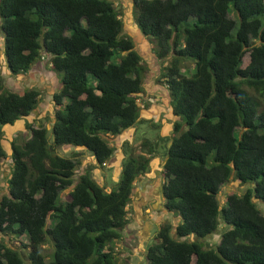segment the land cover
I'll return each instance as SVG.
<instances>
[{
    "label": "trees",
    "instance_id": "obj_1",
    "mask_svg": "<svg viewBox=\"0 0 264 264\" xmlns=\"http://www.w3.org/2000/svg\"><path fill=\"white\" fill-rule=\"evenodd\" d=\"M131 1L137 30L154 42L156 58L168 57L157 81L176 116L157 138L164 141L159 194L177 219L157 224L146 264H264V0ZM0 33L12 79L43 61L59 84L46 126L25 119L39 89L0 80V160L10 159L0 191V264H119L106 244L121 237L133 183L157 139L134 148L122 142L109 189L91 167L113 153L102 134L140 121L147 62L122 31L114 0H0ZM18 118L28 135L12 137L7 154L1 126ZM60 145L76 149L58 153ZM80 148L94 163L75 174ZM230 179L247 184L219 203ZM213 233L214 243L204 240ZM23 234L26 242L15 245L3 237Z\"/></svg>",
    "mask_w": 264,
    "mask_h": 264
},
{
    "label": "rangeland",
    "instance_id": "obj_2",
    "mask_svg": "<svg viewBox=\"0 0 264 264\" xmlns=\"http://www.w3.org/2000/svg\"><path fill=\"white\" fill-rule=\"evenodd\" d=\"M131 3V0H114V4L117 7L119 16L122 20V31L125 34L131 36L135 47L137 48L138 52H140L143 60L147 62L148 66L143 76L144 92L139 93L136 99L137 104L142 110L144 109L150 111L153 109V113H148V115L144 119H141L139 118V112L137 118L140 119V121L135 122V133L132 135V137H130L131 139L129 143L130 147L134 148V146H136V143L141 138L145 137L149 139H157L158 148L156 151L157 154L152 157L156 162H153L152 165L149 164V167L147 169L149 173L148 176H143V173H141L138 174L135 178V181L133 183L134 188L132 189L131 196L126 204V216L128 222L120 230L121 237L107 242L106 245L109 246L110 251L114 254L117 260L116 262L119 264H146V260L144 257V248L147 244H150L154 241V234L157 224L168 221L171 222L172 225H174L177 219V216L173 215L172 212H169L165 208H163L161 197L159 194L160 182L162 180V172L160 167L161 164L159 162L163 156V148L161 147V144L164 143V141L157 138L158 136H165L162 133V126L169 125V127H171V123L176 118V116L172 115L170 112L166 88L164 87V85L160 84L161 81H157L159 69L161 68L162 64L167 63L168 57L164 59L155 57L154 42H149L144 36H142L134 24L131 14ZM228 10L229 13L236 18V15L235 13H233L230 5ZM192 20L193 18L191 17L189 21ZM1 42L2 37L0 33V47ZM183 60L193 64V60L191 58H184ZM40 63L42 65L38 67L37 64L34 68L35 70H31V73L28 77L25 76L26 73H22L14 76V78L12 79L7 73L3 62L0 60V80L13 90H19L23 85L38 88L41 94V98L38 97L37 105L45 102L46 95L50 96L45 110H41V112H38L39 117H37V113L34 110H32L27 116H25L28 121L33 123L36 122L37 119H41L44 124L48 126L52 122L51 119H53L54 109V104L51 100V94L53 91L58 89L57 87L59 86V84L57 78H48L47 83L50 84L46 86L44 85V82L42 80L47 76L52 77L53 73L46 70V64L43 61H40ZM180 69L183 74L190 73L182 68ZM41 85H43L42 88ZM50 100L52 102V106L50 104ZM155 106L160 108V112H157L158 110H154V108H156ZM21 119L24 118H18L16 120L20 121ZM17 125L18 124H4L1 126V142L7 154L9 153V140L12 137H17L19 136V134H22L23 136L28 135V131L24 128V125L16 127ZM102 136L106 141H108L110 145L114 147V150L110 158L101 166L91 167V174L94 171V175H92L94 179L103 184L105 189H109L118 176L117 173L119 169V163L117 158L120 157L121 153L119 147L122 143L120 144L118 141L120 137L118 134L111 136L102 134ZM124 148H126V146H124ZM74 149L76 148L71 145L57 146V152L63 154H68ZM79 151H81V154L78 155L80 163L75 169V174L79 173L84 168L90 167L91 164L94 163L93 156L90 151L85 150L84 152L82 149H79ZM114 155H116V157H113ZM9 160L10 159L8 156L0 160V191H3V187L5 185L4 178L8 171ZM153 169L155 171L154 173ZM246 184L247 183H239L236 179H230L229 181L221 185L219 193L217 194L219 203H222L224 201L225 193L231 191L241 192L242 190H244ZM66 191L67 189L61 191V200H64L68 197ZM255 201L259 208H262V204L258 200ZM3 237L5 242L14 245L21 242L24 243L27 240L24 234L18 235L16 238H12L11 235L9 237ZM189 238L191 237L189 236ZM204 240L208 243H214L217 240V234L213 233L210 236H206ZM42 249L45 251V253H47L49 245L44 243Z\"/></svg>",
    "mask_w": 264,
    "mask_h": 264
},
{
    "label": "crops",
    "instance_id": "obj_3",
    "mask_svg": "<svg viewBox=\"0 0 264 264\" xmlns=\"http://www.w3.org/2000/svg\"><path fill=\"white\" fill-rule=\"evenodd\" d=\"M0 60L4 63V61H3V56H2V54L0 55ZM38 62V61H37ZM37 62H35V63H37ZM35 63L33 64V65H35ZM39 66H41V65H39L38 64V67ZM5 67V66H4ZM31 73V72H30ZM29 75V74H28ZM28 75H25L26 77H28ZM43 75H45V74H43ZM48 78H55V75H52V77L50 76H47V77H45L42 81L44 82V85L46 86V85H48V84H50V83H47L48 82ZM24 86H26V85H23L22 87H24ZM43 87V85H41V88ZM52 92V91H51ZM41 96V94H40V92H39V98H41L40 97ZM48 99H50V96H47L46 95V97H45V102L44 103H41L40 105H36L35 107H34V111L37 113V117H39V115H38V112H41V110H45V108H46V104L49 102V100ZM50 102H51V100H50ZM51 104V106H52V102L50 103ZM42 105H44V106H42ZM156 107V106H155ZM160 108L159 107H156V108H154V110L155 111H157V112H160V110H159ZM144 110V109H143ZM142 109H139V112H140V116H139V118H141V119H144L147 115H148V113H153V109L152 110H150V111H148V110H144L143 111ZM143 111V112H142ZM26 118V117H25ZM23 120L24 119H21L20 121H17V120H15L12 124L13 125H15V124H18L16 127H18V126H23ZM26 120H27V118H26ZM51 121H52V119H51ZM22 122V123H21ZM11 124V125H12ZM135 125H132V126H130V127H127V128H125V129H123L118 135L120 136L119 137V143L121 144L123 141H130V137H132V135L135 133ZM169 130H170V127H169V125L167 126H162V133H163V135H165V134H167L168 132H169ZM80 149H82L83 150V148H80ZM119 150H120V153H121V145H120V147H119ZM84 151V150H83ZM157 154V153H156ZM156 154H154V155H156ZM153 155V156H154ZM152 156V157H153ZM113 157H116V155H114ZM121 157H122V154H120V157H118L117 159H118V163H120V159H121ZM150 158V161H149V164L150 165H152V163L154 162H156V161H154V159L153 158ZM155 158V157H154ZM163 158H164V155L162 156V158H161V160H160V164H162V160H163ZM152 159H153V161H152ZM161 167V166H160ZM150 169V168H149ZM152 170V169H151ZM118 171H119V169H118ZM152 172V171H151ZM155 171H154V169H153V173H154ZM118 174V173H117ZM148 171H145V172H143V176H148ZM92 175H94V171L92 172Z\"/></svg>",
    "mask_w": 264,
    "mask_h": 264
},
{
    "label": "water",
    "instance_id": "obj_4",
    "mask_svg": "<svg viewBox=\"0 0 264 264\" xmlns=\"http://www.w3.org/2000/svg\"><path fill=\"white\" fill-rule=\"evenodd\" d=\"M83 150H85V148H83Z\"/></svg>",
    "mask_w": 264,
    "mask_h": 264
},
{
    "label": "clouds",
    "instance_id": "obj_5",
    "mask_svg": "<svg viewBox=\"0 0 264 264\" xmlns=\"http://www.w3.org/2000/svg\"><path fill=\"white\" fill-rule=\"evenodd\" d=\"M103 163H104V162H103ZM103 163H102V164H103Z\"/></svg>",
    "mask_w": 264,
    "mask_h": 264
},
{
    "label": "flooded vegetation",
    "instance_id": "obj_6",
    "mask_svg": "<svg viewBox=\"0 0 264 264\" xmlns=\"http://www.w3.org/2000/svg\"><path fill=\"white\" fill-rule=\"evenodd\" d=\"M129 142V141H128ZM130 144V143H129Z\"/></svg>",
    "mask_w": 264,
    "mask_h": 264
}]
</instances>
